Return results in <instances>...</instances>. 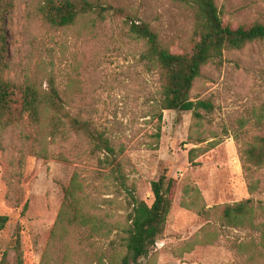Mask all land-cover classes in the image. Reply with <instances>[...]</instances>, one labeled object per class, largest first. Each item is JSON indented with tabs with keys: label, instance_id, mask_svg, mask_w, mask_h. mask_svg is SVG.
<instances>
[{
	"label": "rangeland",
	"instance_id": "374dc122",
	"mask_svg": "<svg viewBox=\"0 0 264 264\" xmlns=\"http://www.w3.org/2000/svg\"><path fill=\"white\" fill-rule=\"evenodd\" d=\"M99 1L123 12L111 11L104 20L88 16L73 26L56 28L41 19L43 0H14L5 25L11 57L6 77L44 89L50 79L54 80L74 114L105 132L115 145L125 146L123 155L130 178L137 194L149 204L154 198L153 180L162 173L175 179L164 232L150 256L142 258L143 263L238 264L230 243L250 238L248 229H225L218 243L182 251L206 221L182 207L181 201L186 184L197 185L209 206L251 197L234 134L240 118L264 106V40L241 50L225 51L221 62L203 67L194 82L192 98L205 100L212 107L201 110L204 118L200 130L192 112L167 109L159 123L152 114L161 75L142 57L146 45L129 32L125 20L148 22L165 46L183 53L191 51L193 45L195 12L188 0ZM216 3L224 22L234 26L264 23V0ZM198 132H203L207 141L190 142L189 137L198 136ZM254 133L249 131V135ZM39 138L37 128L28 124L9 129L3 137L0 215L9 216V220L0 230V259L18 236L22 263L40 264L64 191L81 165L55 156L60 151L71 152L70 147L74 152L87 149L85 141L75 135L70 143L60 138L48 140L45 145L50 156L44 158L36 154L44 148ZM213 142L217 144L210 145ZM198 146L207 150L193 152L194 159L190 160V149ZM261 178L264 180V169ZM255 197L264 200V193ZM10 251V262L15 264L16 254Z\"/></svg>",
	"mask_w": 264,
	"mask_h": 264
},
{
	"label": "trees",
	"instance_id": "16d2710c",
	"mask_svg": "<svg viewBox=\"0 0 264 264\" xmlns=\"http://www.w3.org/2000/svg\"><path fill=\"white\" fill-rule=\"evenodd\" d=\"M188 1L195 12L191 51L172 52L148 22L129 17L125 21L129 32L146 45L142 57L161 75L153 117L161 123L164 110L192 112L194 124L200 130L204 118L201 110L212 105L192 98L194 82L206 64L221 62L225 51L241 50L254 41L264 40V23L254 21L234 26L224 22L216 0ZM14 7V0H0V150L5 133L24 124L37 128L39 142L44 147L36 153L40 157L50 156L45 145L48 140L60 138L70 143L75 135L87 144V149L74 152L70 147L71 152L60 151L55 156L81 165L74 170L64 191L40 264H141L164 232L173 204L175 179L162 173L153 180L154 198L149 204L137 194V186L130 178L123 155L125 146L115 145L105 132L74 114L54 80L50 79L48 88L44 89L35 83L20 84L6 77L11 57L5 25ZM111 11L123 12L99 0H43L39 7L42 21L56 28L73 26L88 16L104 20ZM238 121L234 138L251 197L209 206L197 185L186 184L182 207L195 212L206 223L185 242L182 251L218 243L225 229H248L250 238L231 241L230 249L239 258L238 264H264V200L255 197L264 193L261 178L264 106ZM250 130L255 133L249 135ZM202 135L203 132H198L189 141L194 144L207 141ZM157 137L160 138V132ZM206 150L201 146L190 149V160L194 159L193 152L202 154ZM85 163L90 164L85 166ZM8 220L9 216L0 215V230ZM10 250L16 254L15 264H23L18 236L2 252L0 264H11Z\"/></svg>",
	"mask_w": 264,
	"mask_h": 264
},
{
	"label": "water",
	"instance_id": "95a60500",
	"mask_svg": "<svg viewBox=\"0 0 264 264\" xmlns=\"http://www.w3.org/2000/svg\"><path fill=\"white\" fill-rule=\"evenodd\" d=\"M143 264H148L147 262H144Z\"/></svg>",
	"mask_w": 264,
	"mask_h": 264
}]
</instances>
